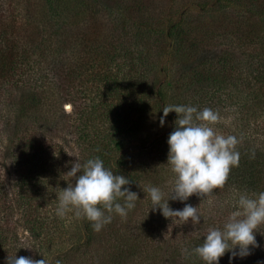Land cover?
I'll return each mask as SVG.
<instances>
[{
	"label": "trees",
	"instance_id": "1",
	"mask_svg": "<svg viewBox=\"0 0 264 264\" xmlns=\"http://www.w3.org/2000/svg\"><path fill=\"white\" fill-rule=\"evenodd\" d=\"M167 105L218 110L215 126L243 138L218 201L264 191V0H0V264H205L191 250L234 208L172 224L144 191L172 195ZM137 142L151 154L138 169L127 157ZM96 157L138 195L100 231L56 215L58 188L74 183L64 175ZM255 235L251 255L219 264H264V226Z\"/></svg>",
	"mask_w": 264,
	"mask_h": 264
},
{
	"label": "clouds",
	"instance_id": "2",
	"mask_svg": "<svg viewBox=\"0 0 264 264\" xmlns=\"http://www.w3.org/2000/svg\"><path fill=\"white\" fill-rule=\"evenodd\" d=\"M162 111L161 127L170 113L178 115L175 130L167 141L169 154L166 165L174 176L169 181L173 185L170 199L184 202L193 195L209 197L216 189L223 188L232 169L239 167L241 155L238 146L243 138L225 135L216 129L215 125L223 120L218 110L167 105ZM64 176L74 183L69 182L66 189L58 188L56 215L63 218L72 212L76 217L91 222L95 231L111 223L113 213L126 218L138 200L137 193L125 187L132 181L124 175L114 174L99 157L84 162L77 158ZM144 191H147L154 205L152 210L159 208L172 224H186L189 220L194 225L200 224L199 207L185 204L183 209L173 210L168 203L170 199L164 201L165 194L159 187L151 186ZM228 205L234 210L222 226L208 228L203 242L191 250V254L205 264H219L228 252L232 253L230 260L237 256L243 259L252 254V249L260 247L255 233L264 226V191H235L232 198L224 202V206ZM6 264H48V261L45 257L37 260L9 255ZM57 264L60 262L57 261Z\"/></svg>",
	"mask_w": 264,
	"mask_h": 264
},
{
	"label": "rangeland",
	"instance_id": "3",
	"mask_svg": "<svg viewBox=\"0 0 264 264\" xmlns=\"http://www.w3.org/2000/svg\"><path fill=\"white\" fill-rule=\"evenodd\" d=\"M64 110H65V113H70L72 111V105L70 103H66L64 105ZM226 123L228 121H225ZM217 130H219L220 132H222V128L220 127H217L215 126ZM223 133V132H222ZM225 135H228L226 133H223ZM135 146L133 147H130L127 149V157L130 158V163L132 166L136 167L137 169L141 167L142 163H144V161L151 156V154L148 152V151H145V150H142L140 147H139V143H134ZM192 197V196H191ZM221 196H216V195H210L209 197L205 196V197H200L198 195H196V203H199L200 205V209L205 211V212H208V210L210 208H213L214 211H217V210H220V209H223L224 208V202L225 201H228L230 200L228 197L225 198V200H223V202L221 203V201H218V199H220ZM176 205H180V204H183V203H179V201H175ZM193 203V202H192ZM192 206L194 205L191 204ZM211 207H209V206ZM217 205V206H216ZM216 206V207H214ZM148 210V209H147ZM153 212H155L153 210ZM140 222L138 221V224Z\"/></svg>",
	"mask_w": 264,
	"mask_h": 264
}]
</instances>
